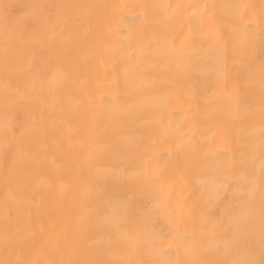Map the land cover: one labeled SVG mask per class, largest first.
Here are the masks:
<instances>
[{
    "label": "bare ground",
    "instance_id": "obj_1",
    "mask_svg": "<svg viewBox=\"0 0 264 264\" xmlns=\"http://www.w3.org/2000/svg\"><path fill=\"white\" fill-rule=\"evenodd\" d=\"M0 264H264V0H0Z\"/></svg>",
    "mask_w": 264,
    "mask_h": 264
}]
</instances>
